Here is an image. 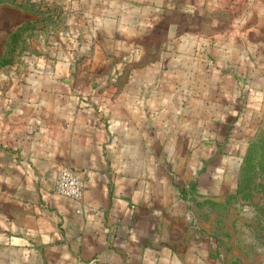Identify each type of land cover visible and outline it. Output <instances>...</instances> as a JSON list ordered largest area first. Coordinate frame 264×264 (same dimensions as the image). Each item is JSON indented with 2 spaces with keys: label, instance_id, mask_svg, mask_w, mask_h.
Wrapping results in <instances>:
<instances>
[{
  "label": "crops",
  "instance_id": "0c3cea01",
  "mask_svg": "<svg viewBox=\"0 0 264 264\" xmlns=\"http://www.w3.org/2000/svg\"><path fill=\"white\" fill-rule=\"evenodd\" d=\"M161 4L171 38L187 20V62L202 65L205 53L193 56L202 45L214 48L216 62L240 59L233 47L242 45L249 61L264 60V0ZM218 84L205 105L190 97L184 106L177 98L161 102L159 83L105 87L111 95L96 103L68 102L59 92L37 103L0 102V264H210L209 252L220 246L203 224L208 210L206 221L191 211V194L198 204L237 190L247 133L234 113L240 87ZM202 104L210 112L192 120ZM60 164L81 175V199L55 191Z\"/></svg>",
  "mask_w": 264,
  "mask_h": 264
},
{
  "label": "rangeland",
  "instance_id": "374dc122",
  "mask_svg": "<svg viewBox=\"0 0 264 264\" xmlns=\"http://www.w3.org/2000/svg\"><path fill=\"white\" fill-rule=\"evenodd\" d=\"M163 1L3 2L0 5V102L37 103L45 96L50 97V92H59L68 102H74L72 97H76L79 102L96 103L98 98L104 101L111 95L105 92V87L159 83L161 102L177 98L184 106L189 97L193 103L195 100L198 103L200 98L209 103L213 81L218 85H238L242 92L241 107L234 113L242 118L247 132L242 139L238 188L223 195L224 200L208 194L206 201L198 204H195L198 197L192 193L190 208L199 216L208 210L207 221L200 217L206 221L203 224L207 231L216 235L213 241L220 246L218 252L216 248L209 252L210 264H264V60L249 61V47L242 45L233 47L240 59L216 62V57H212L216 53L214 48L202 45L193 51V56L205 53L202 65L195 58L187 62L183 51L188 36L183 25L187 20L183 18L176 40L171 38L163 21L168 11V7L160 6ZM195 20L198 23L200 18ZM197 35L200 36L198 32ZM213 69H219V73H212ZM184 85L189 90L179 93L163 90ZM203 87L209 93L202 94ZM22 88L30 89L31 93H18ZM79 88L92 89L84 94ZM14 96L20 99H13ZM227 96L231 94H221ZM204 105L192 111V120L200 115L204 118L210 112V104L205 111ZM217 214L221 219L215 218Z\"/></svg>",
  "mask_w": 264,
  "mask_h": 264
},
{
  "label": "built area",
  "instance_id": "2783aa9c",
  "mask_svg": "<svg viewBox=\"0 0 264 264\" xmlns=\"http://www.w3.org/2000/svg\"><path fill=\"white\" fill-rule=\"evenodd\" d=\"M83 180L79 172L68 164H60L55 176V191L60 195L79 200L83 195ZM71 264H88L86 261L76 260Z\"/></svg>",
  "mask_w": 264,
  "mask_h": 264
},
{
  "label": "trees",
  "instance_id": "16d2710c",
  "mask_svg": "<svg viewBox=\"0 0 264 264\" xmlns=\"http://www.w3.org/2000/svg\"><path fill=\"white\" fill-rule=\"evenodd\" d=\"M5 1H7V0H0V5H1L3 2H5ZM163 21H164L165 23H167V22H168V16H165V17L163 18ZM174 22L178 23V22H179V18H178V17L175 18Z\"/></svg>",
  "mask_w": 264,
  "mask_h": 264
}]
</instances>
